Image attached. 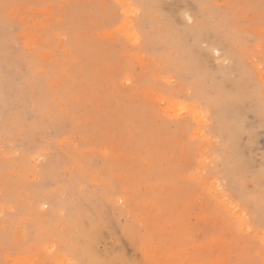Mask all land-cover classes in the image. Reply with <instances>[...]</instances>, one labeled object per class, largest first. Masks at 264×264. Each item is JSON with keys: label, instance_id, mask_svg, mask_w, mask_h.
<instances>
[{"label": "rangeland", "instance_id": "rangeland-1", "mask_svg": "<svg viewBox=\"0 0 264 264\" xmlns=\"http://www.w3.org/2000/svg\"><path fill=\"white\" fill-rule=\"evenodd\" d=\"M264 264V0H0V264Z\"/></svg>", "mask_w": 264, "mask_h": 264}, {"label": "bare ground", "instance_id": "bare-ground-1", "mask_svg": "<svg viewBox=\"0 0 264 264\" xmlns=\"http://www.w3.org/2000/svg\"><path fill=\"white\" fill-rule=\"evenodd\" d=\"M94 264V263H93Z\"/></svg>", "mask_w": 264, "mask_h": 264}]
</instances>
